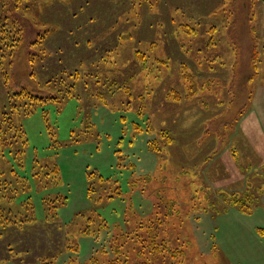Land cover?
Segmentation results:
<instances>
[{"label":"rangeland","instance_id":"obj_1","mask_svg":"<svg viewBox=\"0 0 264 264\" xmlns=\"http://www.w3.org/2000/svg\"><path fill=\"white\" fill-rule=\"evenodd\" d=\"M21 4L0 110L18 84L58 99L0 159L29 185L0 196V264H264V0Z\"/></svg>","mask_w":264,"mask_h":264},{"label":"trees","instance_id":"obj_2","mask_svg":"<svg viewBox=\"0 0 264 264\" xmlns=\"http://www.w3.org/2000/svg\"><path fill=\"white\" fill-rule=\"evenodd\" d=\"M23 1L24 0H7L6 2L7 11L9 13H13L14 10H17L19 7H21L22 5L21 3H23ZM8 15L1 14L0 12V50H2V47H9V48L18 47L23 43V40H24L23 29L21 26H17L16 19L12 21L11 24L7 25L6 20L8 21L10 17ZM1 16H4V20L2 21H1ZM7 26H9L10 28H7ZM263 48H264V44H263ZM238 49H239L238 47L235 48L236 51ZM138 55L139 56L141 55V57H143L141 52H139ZM236 58H237V62L235 64V69L237 68V65L239 62L238 52H237ZM258 62H259V53L255 49V47H253L251 50V57H250L252 75L247 77L246 81H252L254 76L257 74ZM11 64L13 65V61H11ZM33 85H38V83L35 81V77H34ZM18 87H19L18 91H13L12 93L8 94L7 100L9 101L5 106H3L2 108L3 110H0V159L5 157L6 154L10 153V150L9 149L7 150V147L12 145V143L20 142V145H23V146H26L29 143L23 124L17 120V116L19 117L21 114L20 112H22L23 116H28L32 113L33 107L35 105L42 104L50 100L58 99L56 95L43 96V95L37 94L38 93L37 88L29 89L27 86L19 85V84H18ZM17 152L21 153L22 150H18ZM56 171H58L57 168H56ZM0 174L3 175V171L0 172ZM37 174L38 173H35V175ZM27 187H29V185L25 179H23V182H20L18 178L12 180L9 178L2 177V180H0V196L2 199H5V200L7 199L10 201L11 199L14 198L16 201L20 194L26 192ZM94 189L95 188L93 185L92 186L89 185L88 193L90 194L91 192L94 191ZM109 197L111 198L112 196H109ZM48 199L44 198L43 204L45 206V211L51 213L52 209L56 207L51 206L50 203L54 202L55 200L51 201ZM245 200L251 201V198L248 196L247 198L246 197L243 198V200L235 199L234 203L240 204V209L243 212L251 213L252 209L247 204H245ZM24 205H26V202ZM26 208L27 207H25V209ZM6 209H7V206L5 204H0V224H2L3 226L11 225L10 218L4 214V212H7ZM12 212L13 211H11V213ZM17 218L19 219L18 222H16L17 225H24V223H26L25 220L22 219L20 216H17ZM154 225L155 224H153V226ZM151 228H152L151 235L154 236L155 231H153V229L155 228V226L154 228L153 227ZM81 232L85 234H90L88 228L83 229ZM116 260L118 259H115L109 262V264H119ZM42 264H52V262L45 261V262H42ZM92 264H98V260L94 258ZM120 264H124V263L120 262Z\"/></svg>","mask_w":264,"mask_h":264}]
</instances>
